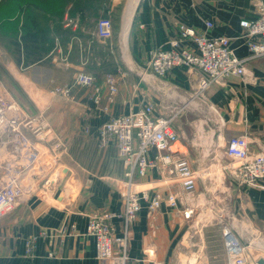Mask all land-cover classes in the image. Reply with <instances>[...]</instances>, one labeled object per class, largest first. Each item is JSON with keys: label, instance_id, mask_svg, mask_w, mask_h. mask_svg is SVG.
Returning <instances> with one entry per match:
<instances>
[{"label": "crops", "instance_id": "crops-1", "mask_svg": "<svg viewBox=\"0 0 264 264\" xmlns=\"http://www.w3.org/2000/svg\"><path fill=\"white\" fill-rule=\"evenodd\" d=\"M254 1L138 0L127 24L129 0H102L99 11L114 24V37L106 42L95 36L96 24L93 30L85 29L91 2L83 3L75 13L68 5L61 19L52 17L40 23L35 16L40 28L50 29L49 34L38 35V43L30 42L42 52L28 55L31 46L22 48L16 62L7 61L12 78L1 83L6 88L4 95L33 119L32 128L24 130L31 142L50 156L55 145L63 146L59 164L64 173L59 187L49 192L36 189L0 220V264H103L97 258L95 239L86 235L87 225L94 213L123 209L119 185L124 165L115 140L100 147L98 130L111 118L148 105L154 106L157 116H175L174 127L180 135L174 147L178 156L189 160L200 173L207 156L230 206H221L226 221L202 177L192 200L179 202L177 207L167 201L171 194L183 196L174 177L157 168L145 177H136L141 189L149 190L151 196L162 195L163 202L154 214L149 213L147 202L142 203L130 225L128 264H229L225 230L247 249L246 264L264 259V188L239 186L229 173L218 169L233 161L225 154L231 138L246 135L251 139L252 154L264 150V59L248 63L254 83L232 77L226 87L213 86L203 96L196 95L201 74L190 73L186 67H175L164 77L143 72L153 51L169 49L168 43L179 36L181 24L210 37L230 38L235 54L248 57L240 23L256 17ZM67 15L79 19L82 29L65 28ZM56 47L69 56L67 62L55 61ZM190 48L196 51L195 45ZM53 51L55 55H51ZM85 52L88 64L84 69L102 89L101 106L90 101L94 88L75 84ZM109 74L118 84L113 103L107 101L105 79ZM65 86L71 88L69 99L54 94L57 87ZM191 116L200 120L190 121ZM36 129L42 141L36 137ZM11 152V145L0 146V172L7 161L14 162ZM156 154L150 152L151 157ZM39 170L29 169L22 177L24 185L38 186ZM187 207L195 210L191 219L184 217ZM114 225L121 234L122 222L115 220ZM43 232L48 235L38 239L34 254L28 257L27 241Z\"/></svg>", "mask_w": 264, "mask_h": 264}, {"label": "built area", "instance_id": "built-area-1", "mask_svg": "<svg viewBox=\"0 0 264 264\" xmlns=\"http://www.w3.org/2000/svg\"><path fill=\"white\" fill-rule=\"evenodd\" d=\"M254 6L256 17L240 23L244 29L240 38L244 39L248 48V57L240 58L235 54L230 38L210 37L181 24L179 36L168 43L169 49H159L151 53L144 74L152 73L164 77L175 67H186L190 73L201 74L196 95L202 96L213 86L226 87L232 77L254 83L255 75L248 68V63L254 59H264V0H255ZM207 25L212 27L210 23ZM64 27L79 31L82 24L79 19L67 15ZM95 36L103 42L113 39L114 24L111 17H103L97 21ZM190 44L195 45L196 51L190 48ZM55 51L57 55L54 54ZM55 51L51 53L55 55V61H68L69 56L63 54L61 49L56 47ZM86 52L89 54L88 50ZM86 52L82 56L81 69L76 74L75 84L81 88H94L95 92L90 101L101 106L102 89L95 86L93 76L84 69L88 64ZM105 84L109 91L107 101L113 103L118 92L116 77L107 75ZM5 89L0 82V146L4 148L11 145L14 162L7 161L0 172V220L13 212L25 197L34 194L36 189L49 192L54 187H59L64 173L59 164L63 146L55 145L51 156L38 149L36 143L33 144L24 132L32 128L33 119L23 114L20 107L4 95ZM54 94L69 99L71 88L57 87ZM103 109L107 111L108 107ZM174 119L175 116L155 115L154 106L148 105L128 115L111 118L98 130L100 147H107L115 140L124 165V179L119 185L123 209L119 212L105 210L94 213L89 217L87 225L86 235L95 239L97 258L103 264L129 263L130 225L140 213L142 203L147 202L149 213L154 214L163 202L162 195L151 196L149 190L141 189L136 177H145L154 168L174 177L182 186L183 196L169 195L167 201L171 207H177L179 202H190L193 198L202 174L192 167L189 160L178 156L179 152L174 149L180 140L174 127ZM34 133L38 140H43L40 131L36 129ZM250 144L251 139L246 135L231 138L226 144L225 154L233 161L218 166V169L224 174L229 173L233 182L239 186L264 188V150L252 154ZM152 150L157 152L155 157L150 155ZM31 168L40 169L37 175L40 177L39 185L35 187L22 182V177ZM183 213L186 219H191L195 210L187 207ZM115 220L123 224L121 234L116 232ZM47 235V232H43L39 237L33 236L27 241L28 257L34 254L38 239ZM224 235L230 257L229 264H246L247 249L230 230H225Z\"/></svg>", "mask_w": 264, "mask_h": 264}, {"label": "rangeland", "instance_id": "rangeland-1", "mask_svg": "<svg viewBox=\"0 0 264 264\" xmlns=\"http://www.w3.org/2000/svg\"><path fill=\"white\" fill-rule=\"evenodd\" d=\"M91 3H93V7L90 8L88 13H85L84 26L86 30H93L96 22L100 18L105 17L104 14L99 11V7L102 5V0L99 2H97V0L91 1ZM69 5H72L70 12L75 13L77 8L73 6L72 2ZM29 13L37 16L40 23H42V21L45 19L48 20L52 18V16L50 18L45 17L47 16H44L46 13L36 8H28L25 10V8L23 9L17 5L16 0H0V82H4L5 79L10 77L12 78L10 70L8 69L7 61L16 62V55H18L15 41L18 40V42H20L21 32L16 30V25L21 27L22 21L25 20V17H27ZM76 86L81 88L78 85ZM16 91L19 92L18 89H16ZM193 120H200V117L193 118L191 116L190 121ZM197 125L199 126V122Z\"/></svg>", "mask_w": 264, "mask_h": 264}, {"label": "trees", "instance_id": "trees-1", "mask_svg": "<svg viewBox=\"0 0 264 264\" xmlns=\"http://www.w3.org/2000/svg\"><path fill=\"white\" fill-rule=\"evenodd\" d=\"M16 1H17V5H19L23 9L25 8V10L28 8H36L44 11L46 14H49L52 17L61 19L64 14V11L71 2L76 6V8L81 9L83 3L86 4L96 0H16ZM99 1L100 0H97V2ZM16 30L21 32L20 42H18V40L15 41L16 50L18 51L17 54L19 55L21 54L22 48L27 49V46H31L30 48L28 47V49L26 50V52L28 51V55H35V56L40 55L42 50L39 47V45H31L30 42H34L35 44L38 43V40L36 39L38 35L49 34L50 29L44 30L40 28L38 22L36 21L35 16L32 13H29L28 16L25 17V20L22 21L21 27L16 25Z\"/></svg>", "mask_w": 264, "mask_h": 264}, {"label": "water", "instance_id": "water-1", "mask_svg": "<svg viewBox=\"0 0 264 264\" xmlns=\"http://www.w3.org/2000/svg\"><path fill=\"white\" fill-rule=\"evenodd\" d=\"M156 78V77H155ZM201 173L203 174L202 180L206 187L210 188L212 192L209 193L212 194L211 200L214 203V205L218 208L219 213H224V220L227 221V215L226 212H223L221 210V206H230V198L226 195H224L222 191V184L218 181L216 175L212 172L209 158L205 156L203 158L202 166L200 168ZM258 264H264V259H258Z\"/></svg>", "mask_w": 264, "mask_h": 264}, {"label": "bare ground", "instance_id": "bare-ground-1", "mask_svg": "<svg viewBox=\"0 0 264 264\" xmlns=\"http://www.w3.org/2000/svg\"><path fill=\"white\" fill-rule=\"evenodd\" d=\"M130 1V4H128L129 5V10H128V14H127V18H126V22H127V24L129 23V21H130V19H131V17H132V12H133V10H135L136 8H135V6H137V2H138V0H129ZM129 3V2H128ZM125 24V23H124ZM127 24H125V26H127Z\"/></svg>", "mask_w": 264, "mask_h": 264}]
</instances>
